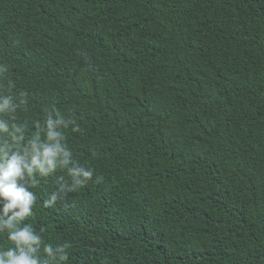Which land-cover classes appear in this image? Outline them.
<instances>
[{"label":"trees","instance_id":"trees-1","mask_svg":"<svg viewBox=\"0 0 264 264\" xmlns=\"http://www.w3.org/2000/svg\"><path fill=\"white\" fill-rule=\"evenodd\" d=\"M0 63L94 169L32 189L68 264H264V0H0Z\"/></svg>","mask_w":264,"mask_h":264},{"label":"clouds","instance_id":"clouds-1","mask_svg":"<svg viewBox=\"0 0 264 264\" xmlns=\"http://www.w3.org/2000/svg\"><path fill=\"white\" fill-rule=\"evenodd\" d=\"M7 72L8 66L0 63V78ZM13 89L9 81L0 90V235H6L11 245L0 250V264H68L69 242L47 244L42 237L44 229L36 231L26 223L37 200L32 189L39 178L63 171L70 180L67 190L76 191L93 180L94 169L75 160L65 143L64 130H80L74 119L52 107L46 110L43 123L36 121L30 129L16 116L28 94L20 91L15 95ZM102 179L95 176L96 183ZM64 191L61 185L44 206L53 207Z\"/></svg>","mask_w":264,"mask_h":264}]
</instances>
